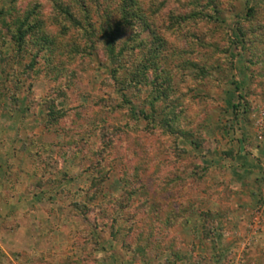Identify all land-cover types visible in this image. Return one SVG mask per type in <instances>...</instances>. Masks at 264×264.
Returning a JSON list of instances; mask_svg holds the SVG:
<instances>
[{
  "label": "rangeland",
  "instance_id": "1",
  "mask_svg": "<svg viewBox=\"0 0 264 264\" xmlns=\"http://www.w3.org/2000/svg\"><path fill=\"white\" fill-rule=\"evenodd\" d=\"M118 2L0 0V264H264V229L249 235L264 214V0H140L151 27L124 28L115 50L134 72L163 39L176 139L110 79L101 29ZM61 4L96 34L63 35ZM31 9L56 47L12 41ZM155 76L125 90L135 107Z\"/></svg>",
  "mask_w": 264,
  "mask_h": 264
},
{
  "label": "trees",
  "instance_id": "2",
  "mask_svg": "<svg viewBox=\"0 0 264 264\" xmlns=\"http://www.w3.org/2000/svg\"><path fill=\"white\" fill-rule=\"evenodd\" d=\"M139 3L140 0H119V16L117 18V21L114 23V25L107 24L106 28L103 27L101 29V37L104 38V46L108 57L110 60L116 63V66L111 69L109 76L110 79L119 86L118 92L122 95V102L124 103V105H127L129 107V113L133 118L145 121L147 123V126L152 131L158 129L163 134L171 135L176 139L181 135L182 130L179 126V128L172 126L171 121L173 123L175 122V124L176 121H178V118L173 115V111L174 109H176V107H179V105L176 103V100L172 98L173 91L171 88L170 74L166 73L167 71L160 66V61L164 59L161 55V51L164 48L163 39L158 38V36L153 33L155 35V38L153 40L156 47L149 49L147 55L143 59V62H141L142 64L140 65V68L138 66L137 70L134 72L128 70L126 64H124V62L122 61L124 58V51L119 50L116 52L115 50L118 43V37L124 28L132 27L135 23L139 22L141 24L140 27H142V25L144 24V28L150 29L151 24L147 22V18L142 15V10ZM58 9L62 11L64 15V18H56L55 20L56 23L61 27V33L63 35L74 34L73 28H78L79 31H82V34L84 35L85 27L82 24L81 16L78 13L71 11L70 8L64 7L63 4L59 5ZM252 12L253 10L249 9L248 15L250 16ZM7 13V15H10V12ZM177 17H172L173 24H178L179 22L182 23L185 20L192 19L191 16L185 17V19L180 16L179 18ZM57 19H59V21ZM2 21L5 20L2 19ZM15 22V29L13 31L10 30V33H12V41L15 45H18L19 48L23 43H25V39L27 37H35L37 41L44 42L46 48L56 47V45H54V43L56 42L43 33L42 27L44 22L36 16L35 12H33L32 9L27 10L26 12H22V16L18 17ZM90 31H85L88 37L94 36L96 34V31L94 30L92 24ZM238 35L242 37L241 33H239ZM76 48L78 47L76 46L75 49ZM77 52L78 49L74 50V53ZM33 67L34 65L31 62V64H29V68L33 69ZM149 69L154 70L156 76L152 80V82L149 83L150 85H152L151 93L147 96L146 99H144L143 106L141 108H138L137 106L135 107L131 100L126 98L125 90H139L135 86L145 84L146 82L141 83L138 77L139 75H146ZM197 71L201 77L205 76L204 69L198 68ZM128 77H130V79H128ZM241 99L243 98L241 97ZM145 106L148 107V110ZM234 108L237 109V106H234ZM249 108V103H245L244 112L247 113ZM62 113L60 112V115L59 113H56V115L58 117H61ZM170 113L172 114L171 118H169ZM160 115H163V118L160 122H157L156 120L158 117H160ZM50 116L53 117L52 112ZM195 146L196 148H199V143H196ZM93 185H95V183H93Z\"/></svg>",
  "mask_w": 264,
  "mask_h": 264
},
{
  "label": "built area",
  "instance_id": "3",
  "mask_svg": "<svg viewBox=\"0 0 264 264\" xmlns=\"http://www.w3.org/2000/svg\"><path fill=\"white\" fill-rule=\"evenodd\" d=\"M262 212L261 213L258 212L254 216V218H253V220L249 226V232H250L249 235L250 236L257 235L264 229V214Z\"/></svg>",
  "mask_w": 264,
  "mask_h": 264
},
{
  "label": "crops",
  "instance_id": "4",
  "mask_svg": "<svg viewBox=\"0 0 264 264\" xmlns=\"http://www.w3.org/2000/svg\"><path fill=\"white\" fill-rule=\"evenodd\" d=\"M256 151V150H255ZM256 153V157L257 156H264L263 154V152H262V150L261 149H257V151L255 152ZM5 164H6V162L4 161V160H2ZM3 162H1V164H3ZM4 169H2V166H0V182L3 180V181H5L6 179H5V177H4V172L5 171H3ZM3 173V174H2ZM6 173V172H5ZM6 183V182H5ZM5 185V184H4ZM1 186V185H0Z\"/></svg>",
  "mask_w": 264,
  "mask_h": 264
}]
</instances>
